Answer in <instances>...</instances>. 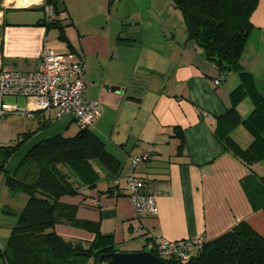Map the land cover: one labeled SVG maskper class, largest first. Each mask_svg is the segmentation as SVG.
<instances>
[{
	"label": "crops",
	"instance_id": "1",
	"mask_svg": "<svg viewBox=\"0 0 264 264\" xmlns=\"http://www.w3.org/2000/svg\"><path fill=\"white\" fill-rule=\"evenodd\" d=\"M9 1L0 12V68L35 72L44 49L65 54L69 62L86 58L84 99L99 101L104 109L90 128L113 143L122 163L119 192L108 189V171L100 164L102 179L96 188L82 187V193L61 198L64 205L76 206L75 217L81 223H58L59 235L87 250L99 232L112 234L115 249L122 251H150L156 238L207 242L241 222L264 236V187L259 181L264 160L247 166L225 150L215 133L218 116L233 105L231 93L241 83L240 75H222L203 48L188 40L184 17L173 0H62L67 7L60 16L66 40L58 28L44 24L45 12L37 8L44 0H25L27 5L13 7ZM164 14L167 22L159 20ZM251 20L241 64L264 94V0H259ZM231 74L234 78L228 82ZM254 107L250 96L242 99L237 106L240 120ZM20 116L23 121L14 126V140L29 131L34 134L8 160L10 172L34 143L64 134L72 124L50 119L44 112ZM39 120L47 126L40 129ZM176 126L185 137L182 154ZM232 137L244 148L253 141L243 125L233 129ZM147 149L153 150L150 159L134 166L133 158ZM130 175L145 179V190L157 199V215L136 214L127 189ZM1 181L8 189L3 210L11 212L19 204L21 210L28 196L12 192L5 174L0 188Z\"/></svg>",
	"mask_w": 264,
	"mask_h": 264
},
{
	"label": "trees",
	"instance_id": "2",
	"mask_svg": "<svg viewBox=\"0 0 264 264\" xmlns=\"http://www.w3.org/2000/svg\"><path fill=\"white\" fill-rule=\"evenodd\" d=\"M173 2L184 17L188 40L196 41L203 48L205 57L215 63L222 75L234 71L241 78L231 93L233 105L217 118L216 137L225 150L247 166L264 160V94L258 90L252 73L241 64L253 26L251 17L259 0ZM46 6L53 7L55 16L45 19L44 24L58 28L61 38L66 40L65 25L60 18L67 10L66 5L62 0H44L37 8L45 12ZM246 96L251 97L255 107L247 118L240 120L237 106ZM39 125L40 129L47 126L43 120H39ZM238 125L246 127L253 136L246 148L232 137ZM80 127L73 136L58 133L37 141L22 154L11 172L6 170L8 160L34 132H26L12 144L0 146V177L5 174L12 192L28 196L19 212H8L16 214L17 220L7 246L0 247V264H97L101 254L116 250L112 234L99 232L91 247L85 250L73 246L56 231V225L62 221L81 223L75 217L76 206L64 205L60 200L65 195L82 193V187H97L102 174L95 160L108 171L111 193L120 189L123 169L120 159L109 151L100 134L90 127ZM175 130L180 139L178 153L182 154L184 133L179 126ZM259 181L264 187V175ZM165 261L182 264L174 258ZM187 264H264V236L247 222H241L220 237L204 242Z\"/></svg>",
	"mask_w": 264,
	"mask_h": 264
},
{
	"label": "built area",
	"instance_id": "3",
	"mask_svg": "<svg viewBox=\"0 0 264 264\" xmlns=\"http://www.w3.org/2000/svg\"><path fill=\"white\" fill-rule=\"evenodd\" d=\"M54 16L53 7L46 6V19L50 20ZM87 65L84 57L69 62L65 54L44 49L40 67L35 72L0 69V118L10 113L30 116L36 112H44L50 119L75 121L79 126L91 127L101 117L104 109L99 101L84 99ZM215 83L219 84L220 79H216ZM7 96H22L28 99L27 110L20 111L16 105L5 101ZM152 154L153 150L149 149L134 157V166L147 161ZM145 187L144 178L137 175H130L127 178L129 198L136 209V214L155 216L158 214L157 199L154 194L147 192ZM203 243L201 239L179 242L156 238L150 242V252L163 260L174 258L182 264H187L196 249L202 248Z\"/></svg>",
	"mask_w": 264,
	"mask_h": 264
},
{
	"label": "rangeland",
	"instance_id": "4",
	"mask_svg": "<svg viewBox=\"0 0 264 264\" xmlns=\"http://www.w3.org/2000/svg\"><path fill=\"white\" fill-rule=\"evenodd\" d=\"M4 1H7V0H0V12L6 10V8L3 6ZM140 1H142L144 3H145V1L148 2V0H140ZM17 4L21 5V6H23V5L25 6L28 4V2H25V0H12V2L9 1V3H8V5L11 7L16 6ZM135 5L137 8L136 2L134 3L133 6H135ZM161 19L164 22H167L169 20V17L167 16V14H164L163 16L159 15V20H161ZM0 21H2L1 13H0ZM55 33H56V31H55ZM233 78L234 77L231 74L230 80L228 82H232L231 79H233ZM23 98L24 97H22V96L18 97V98H16L15 96H7V97H5V101H7L9 103L11 102V104L17 103L18 108L20 106L19 110L22 111V110L26 109V107H27L25 104V101H27V99L25 98L26 100L24 101ZM22 121H23V117L20 116V114H18V113H13V115L8 116L7 118H2L0 120V142L6 143V145H8V143L12 144L15 141L14 140L15 137L17 136L15 133L16 127H14V126H15V124H21ZM22 126H26V125L23 124ZM80 128L81 127L79 126V124L77 122L73 121L72 124L70 125V127L65 130L64 135L65 136H73L80 130ZM106 139H105V141L107 143V148L109 149V151H111L113 154L117 153V149L113 146V143L108 138H106ZM248 144H249V142H247V145ZM94 164H95L97 169H100L101 163L99 161L95 160ZM7 190L8 189H7V187L5 188L4 182H2V186L0 188V247L1 248H5L7 246L9 237L11 235L12 227L15 225L16 220H17L16 214L6 213L3 210L4 209L5 196L7 195V193H6ZM21 194H23V193H21ZM20 205L21 204H19V206H12L13 212H19L20 211V208H19Z\"/></svg>",
	"mask_w": 264,
	"mask_h": 264
},
{
	"label": "water",
	"instance_id": "5",
	"mask_svg": "<svg viewBox=\"0 0 264 264\" xmlns=\"http://www.w3.org/2000/svg\"><path fill=\"white\" fill-rule=\"evenodd\" d=\"M106 89L112 91L119 90L124 92V89L116 86H106ZM97 264H170L167 261L159 258L150 251H122L115 250L108 253H103L99 256Z\"/></svg>",
	"mask_w": 264,
	"mask_h": 264
}]
</instances>
